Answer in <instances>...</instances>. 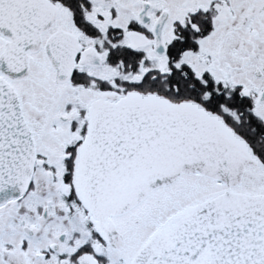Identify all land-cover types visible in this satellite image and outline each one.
<instances>
[{
  "label": "snow or ice",
  "instance_id": "1",
  "mask_svg": "<svg viewBox=\"0 0 264 264\" xmlns=\"http://www.w3.org/2000/svg\"><path fill=\"white\" fill-rule=\"evenodd\" d=\"M0 264H264V0H0Z\"/></svg>",
  "mask_w": 264,
  "mask_h": 264
}]
</instances>
